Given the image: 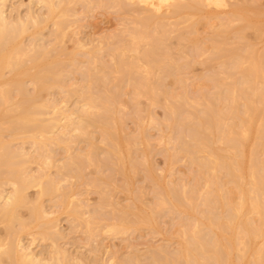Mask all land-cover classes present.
I'll list each match as a JSON object with an SVG mask.
<instances>
[{"label":"bare ground","instance_id":"bare-ground-1","mask_svg":"<svg viewBox=\"0 0 264 264\" xmlns=\"http://www.w3.org/2000/svg\"><path fill=\"white\" fill-rule=\"evenodd\" d=\"M8 1L0 0V264H264L262 0H30L16 16ZM82 2L116 8L122 27L83 41L70 31ZM196 65L206 69L199 82ZM55 89L62 97H49ZM149 125L161 129L156 142ZM181 160L196 168L193 183L174 178ZM61 213L89 238L157 233L166 213L184 219L173 249L90 263L62 245ZM38 238L49 251L34 250Z\"/></svg>","mask_w":264,"mask_h":264},{"label":"rangeland","instance_id":"rangeland-1","mask_svg":"<svg viewBox=\"0 0 264 264\" xmlns=\"http://www.w3.org/2000/svg\"><path fill=\"white\" fill-rule=\"evenodd\" d=\"M262 2L264 6V0H262ZM30 5H32L30 4V0H9L7 12L12 16H16L18 14L24 15ZM33 8L39 12L44 10V7L40 6L39 4L33 5ZM218 9L222 10L221 7H218ZM224 9H226V7H223V10ZM75 10L77 12V22L72 24L70 31L76 30L78 32L77 35L79 38H81L83 41H87L88 43L94 39L97 41L100 37L105 38L111 33L117 32L122 27L120 12L114 7H107L103 5L87 8L84 5V2H82L75 6ZM53 29V23L49 21L43 29L45 40L50 39ZM202 29L204 28L202 27ZM203 34L205 35L206 33ZM25 41L30 42V37H27ZM66 45L69 47V49H72L74 45L73 39L68 37L66 40ZM205 70L206 69L203 65H196V67H194V72L192 71V73L195 75L193 76L192 73L190 74H192L195 82L200 81L197 80L199 78H196L195 76L203 74ZM54 94L57 97H62V94L59 93V90L57 89H55L52 94H49V97H54ZM72 100L69 101L68 104H71ZM155 112V115L158 118H162L164 116V110L161 107H156ZM133 126L134 123L130 120L129 127ZM148 130L151 137H153L152 141L156 142V138L161 133V129L158 126L149 125ZM176 135H178V132H176ZM26 148L29 151L33 150L29 143L26 145ZM56 157L59 159V161L63 160L65 157V150L61 147L56 148ZM153 159L158 168H161L165 165V157L162 151H155L153 154ZM33 167L34 170H37L36 165H33ZM53 172L56 174V171ZM195 174L196 168L189 165L186 160L179 161L175 165L173 172L174 178L177 181H185L188 183L194 182ZM147 186L148 189H150V185L148 184ZM86 187L89 186L84 185L81 189L84 191ZM31 193L35 194V189H32ZM88 196L90 198L89 208L94 209L97 195L92 190H90ZM149 196L151 197V194L148 193V197L146 196L148 200ZM115 198L122 200L124 196L122 194L116 193ZM45 204L49 209H57L55 201L52 199H46ZM22 213L27 215V210L23 209ZM59 217L60 228L64 235L63 239H61L62 245L70 252L81 256L90 263H102L103 261L109 259L111 255L116 252L124 258H128L133 254H139L144 261H147L150 258L149 255L152 248L157 246H169L170 249H173L177 246V242L176 239L172 240L173 242H170L171 235L179 227L182 219H184L179 214L166 213L161 219V231L157 233H152L148 230H142L125 235L114 236L103 232L99 233L94 238H89L84 229L81 226L77 227V222H74L72 218L67 215V213H61ZM24 240L25 242H30V238L28 236ZM32 246L35 251L43 253H46L50 250L49 242L40 238L36 239Z\"/></svg>","mask_w":264,"mask_h":264}]
</instances>
